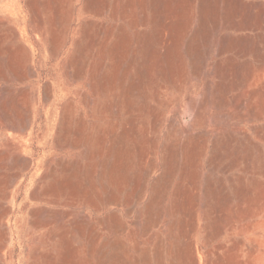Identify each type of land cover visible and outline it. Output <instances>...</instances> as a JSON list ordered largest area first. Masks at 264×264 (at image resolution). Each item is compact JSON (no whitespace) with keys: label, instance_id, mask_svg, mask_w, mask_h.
Segmentation results:
<instances>
[{"label":"rangeland","instance_id":"rangeland-1","mask_svg":"<svg viewBox=\"0 0 264 264\" xmlns=\"http://www.w3.org/2000/svg\"><path fill=\"white\" fill-rule=\"evenodd\" d=\"M51 263L264 264V0H0V264Z\"/></svg>","mask_w":264,"mask_h":264},{"label":"bare ground","instance_id":"bare-ground-1","mask_svg":"<svg viewBox=\"0 0 264 264\" xmlns=\"http://www.w3.org/2000/svg\"><path fill=\"white\" fill-rule=\"evenodd\" d=\"M123 1V0H122ZM136 1V0H135ZM139 1V0H138ZM142 3H144V2H142ZM156 3V2H155ZM129 4V3H128ZM157 4V3H156ZM147 5V4H146ZM164 5V4H163ZM152 7V6H151ZM155 7V6H154ZM165 7V6H164ZM163 7V8H164ZM180 7V6H179ZM155 9V8H154ZM143 10V9H142ZM151 10H153V9H151ZM162 10V9H161ZM166 12V11H165ZM157 13V12H156ZM145 14V13H144ZM155 15V14H154ZM147 16V15H146ZM157 16H159V15H157ZM162 17V16H161ZM166 36V35H165ZM166 39V38H165ZM122 66V65H121ZM150 66V65H149ZM122 68V67H121ZM131 69V68H130ZM129 69V70H130ZM105 73V72H104ZM127 73V72H126ZM119 74V73H118ZM113 75V74H112ZM116 75V74H115ZM110 76V75H109ZM110 78V77H109ZM132 78V77H131ZM115 80V79H114ZM135 81V80H134ZM110 82H111V80H110ZM113 82V81H112ZM99 87V86H98ZM125 87V86H124ZM127 88V87H126ZM128 88H130L129 86H128ZM127 91V90H126ZM130 91V90H129ZM128 93V92H127ZM130 94V93H129ZM128 95V94H127ZM130 96V95H129ZM133 97V96H132ZM17 100V99H16ZM15 100V101H16ZM103 100V99H102ZM8 101V100H7ZM104 101V100H103ZM131 101V100H130ZM13 103H15V102H13ZM133 103H134V101H133ZM11 105H13V104H11ZM6 107V106H5ZM134 108V107H133ZM105 109V108H104ZM132 109V108H131ZM126 110H128V109H126ZM105 112V111H104ZM127 114H129V113H127ZM104 115V114H103ZM19 117V116H18ZM103 118H104V116H102ZM101 117V118H102ZM10 118V117H9ZM133 124V123H132ZM128 125V124H127ZM13 127V126H12ZM129 127V126H128ZM130 128V127H129ZM127 137V136H126ZM124 138V137H123ZM130 138V137H129ZM116 141V140H115ZM114 141V142H115ZM119 145H120V143H118ZM194 148V147H193ZM111 149V148H110ZM119 150V149H118ZM118 150H117V152H118ZM110 154V153H109ZM124 159V158H123ZM18 161V160H17ZM16 161V162H17ZM113 161H115V160H113ZM22 162V161H21ZM15 167H16V165H15ZM121 171V170H120ZM194 171V170H193ZM112 176V175H111ZM38 189V188H37ZM52 190V189H51ZM45 191V190H44ZM49 191V190H48ZM47 191V192H48ZM46 192V191H45ZM53 192V191H52ZM44 194H46V193H44ZM48 194V193H47ZM38 196V195H37ZM42 196V195H41ZM44 196V195H43ZM37 198V197H36ZM88 199V198H87ZM94 201V200H93ZM101 202V201H100ZM94 204V203H93ZM97 206V205H96ZM3 213V212H2ZM36 213V212H35ZM45 213V212H44ZM32 214V213H31ZM56 215V214H55ZM35 216V215H34ZM81 217H82V215H81ZM39 218V217H38ZM85 218V217H84ZM50 219V218H49ZM106 219V218H105ZM37 220V219H36ZM64 220V219H63ZM43 221V220H42ZM52 221V220H51ZM108 221V220H107ZM40 222V221H39ZM41 224V223H40ZM103 224V223H102ZM112 227V226H111ZM93 229V228H92ZM122 229H124V228H122ZM64 232V231H63ZM94 235V234H93ZM64 237V236H63ZM66 237V236H65ZM52 238H54V237H52ZM51 239V238H50ZM46 241V240H45ZM106 243V242H105ZM38 249V248H37ZM50 251V250H49ZM50 253H52V252H50ZM46 254V253H45ZM53 254V253H52ZM51 254V255H52ZM50 254H49V256H51ZM44 256H46V255H44ZM48 257V256H47ZM51 257H53V259L55 258L53 255L51 256ZM51 257H48V258H51ZM123 257V256H122ZM46 258V257H45ZM52 259V258H51ZM62 259V258H61ZM47 261H49L48 259H46ZM55 260V259H54ZM65 260V259H64ZM64 260H63V262H64ZM51 262V261H50ZM54 262V261H53ZM57 262V261H56ZM48 263V262H47ZM59 263V262H58ZM62 263V262H61ZM52 264V263H51ZM57 264V263H56ZM64 264V263H63Z\"/></svg>","mask_w":264,"mask_h":264}]
</instances>
